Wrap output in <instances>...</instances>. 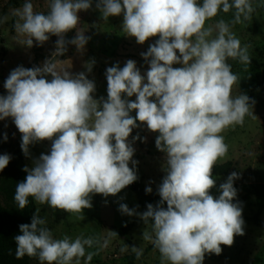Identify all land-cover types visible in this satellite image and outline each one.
I'll use <instances>...</instances> for the list:
<instances>
[{
  "label": "clouds",
  "instance_id": "1",
  "mask_svg": "<svg viewBox=\"0 0 264 264\" xmlns=\"http://www.w3.org/2000/svg\"><path fill=\"white\" fill-rule=\"evenodd\" d=\"M90 7L91 0H51L47 14L34 13L25 0L16 13L15 30L26 37L21 43L27 47L33 40L42 44L49 34L57 36L56 54L63 55L64 34L76 29L77 13ZM96 8L104 20L122 15L123 31L138 44L159 36L141 53L148 71L141 75L133 60L122 68H107V99L97 101L92 96L94 82L84 72L57 71L50 60L41 67L12 70L4 83L7 95L0 96V120L13 119L26 156L30 144L52 142L49 154L23 169L27 175L16 185L14 201L24 209L32 197L53 209L82 213L92 207V194L116 195L137 179L134 167H129L136 161L131 160L134 149L127 138L136 121L145 123L158 133L155 147L165 154L167 174L158 187L160 202L148 204L140 214L144 223L152 221V232L143 233V239L159 251L162 264H202L206 253L219 255L221 245L231 246L236 235L244 234L242 209L232 202L238 174L231 173L220 185L218 198L209 191L215 186L213 167L228 150L221 133L243 126L251 108L246 95L232 96L238 76L226 62L231 58L249 64L247 46L241 47L224 20L210 39L213 28H205V22L232 9L233 23L248 20L254 11L251 0H97ZM87 40L76 32L69 43L82 52ZM91 68L89 63L86 69ZM122 94L136 99H123ZM133 110L135 117L129 115ZM10 159L0 155V171ZM119 210L135 213L125 204ZM45 223L34 214L30 224L19 225L16 259L27 255L38 257L41 264H80L85 245L94 241L53 239L51 231L41 227ZM132 249L139 258L141 252ZM92 256L88 253L85 264Z\"/></svg>",
  "mask_w": 264,
  "mask_h": 264
},
{
  "label": "rangeland",
  "instance_id": "2",
  "mask_svg": "<svg viewBox=\"0 0 264 264\" xmlns=\"http://www.w3.org/2000/svg\"><path fill=\"white\" fill-rule=\"evenodd\" d=\"M8 1L0 0V11ZM29 2L33 5L34 13L47 14L51 0ZM16 3L15 8L9 9V15L0 21V96L7 95L4 83L12 70L21 66L25 69L41 67L48 60L55 64L57 71L66 70L71 74L84 72L87 79L94 82L95 91L92 96L97 101L101 98L107 99V68L114 65L122 68L128 60H133L141 75L148 71L149 65L141 53L146 52L149 45L155 44L159 36L138 44L134 37L126 36L123 31L122 15L111 16L108 20L102 18L96 8L97 0H91V7L87 11L77 13L79 23L76 29L64 34L66 51L63 55L56 54V42L59 38L55 35L49 34V39L42 44L33 40L31 47L21 43L26 37L15 30V24L19 20L16 13L22 10L25 0H16ZM198 3H202V0H198ZM251 3L254 8L251 18L242 20L241 23H233L235 9L228 13L221 10L217 16L205 22V28H213L211 39L216 36V24L224 20L229 25L230 32L239 39L241 47L247 46L250 57L249 64L242 63L239 59L229 58L226 61L231 65V71L238 76L232 87V96L246 95L251 108L244 117L243 126L230 127L221 133L228 150L216 164L231 161L232 168L224 176H212L215 186L210 189L209 194L214 198L219 197L220 185L233 172L238 174L233 184H264V17L261 11L264 0H251ZM12 16L16 17L14 23L11 22ZM76 32L83 33L88 38L82 52L69 43L76 36ZM89 63L92 64L90 72L86 69ZM181 66L172 65L173 68ZM122 98L130 101L136 99L135 95L126 97V94H122ZM150 99L154 100V97ZM129 115L135 117L136 111L133 110ZM136 123L137 127L132 129L127 138V143L134 149L131 160L136 161L135 166L129 162V167H134L137 175L132 184L116 195L104 197L101 194H92V207L83 209L82 213H67L34 200L38 216L46 221L42 226L51 231L53 239L68 237L74 241L76 238H91L94 241L90 247L85 245V256L79 258L80 264H85L88 253H93L88 264H162L159 251L150 241L143 239V233L152 232V221L144 223L140 214L147 210L148 204L155 207L160 202L158 187L167 174L166 157L155 147L158 133L148 130L145 123ZM136 134H141L139 141ZM0 135L21 145L22 134L11 117L0 120ZM51 143L50 140H43L30 144L28 155L22 152L25 166L31 168L41 154H49ZM148 187L152 190L150 193L145 191ZM232 202L239 204L242 209L244 234L236 235L231 246L221 245L222 252L219 255L206 253L202 264H264V209L259 214L263 226L258 227L251 221L258 211L254 196L237 192ZM121 204L127 205L130 210L135 209V213L131 216L122 214L119 210ZM262 205L264 206V199ZM162 207L167 208L166 202ZM131 222H135V226L124 237L120 236L117 230ZM132 247L141 252L139 258ZM30 264L41 262L36 259Z\"/></svg>",
  "mask_w": 264,
  "mask_h": 264
},
{
  "label": "trees",
  "instance_id": "3",
  "mask_svg": "<svg viewBox=\"0 0 264 264\" xmlns=\"http://www.w3.org/2000/svg\"><path fill=\"white\" fill-rule=\"evenodd\" d=\"M16 0H9L0 11V21L9 15V9L16 7ZM264 17V7L261 8ZM16 17L12 16L11 22L14 23ZM13 27L11 31H13ZM264 68V67H263ZM264 75V69H263ZM39 78V77H38ZM49 81L51 76L46 77ZM6 137V139H5ZM139 141L141 134L135 135ZM7 154L11 157L8 165L0 171V264H30L38 257L25 255L22 259H16V243L14 237L20 235L19 225L30 224L31 218L35 214L38 216L35 201L29 197V203L24 209H19L14 201L16 185L25 180L27 173L23 170L25 166L24 157L19 142H11L7 136L0 135V155ZM232 168L231 161L222 164H215L212 176H224ZM237 192L252 195L258 205L257 213L251 221L254 225L263 226L259 214L264 209L262 200L264 199V184L262 183H242L233 184ZM135 226V222L124 225L117 230V233L124 237L130 229ZM43 227V226H41Z\"/></svg>",
  "mask_w": 264,
  "mask_h": 264
}]
</instances>
